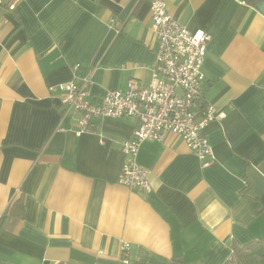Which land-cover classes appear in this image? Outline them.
<instances>
[{"label":"crops","instance_id":"crops-1","mask_svg":"<svg viewBox=\"0 0 264 264\" xmlns=\"http://www.w3.org/2000/svg\"><path fill=\"white\" fill-rule=\"evenodd\" d=\"M210 34L201 98L213 161L174 133L137 155L148 192L119 183L134 118L75 133L59 83L89 79V100L147 84L156 38L149 0L0 2V264H224L233 243L264 239V15L244 0H166Z\"/></svg>","mask_w":264,"mask_h":264},{"label":"built area","instance_id":"built-area-1","mask_svg":"<svg viewBox=\"0 0 264 264\" xmlns=\"http://www.w3.org/2000/svg\"><path fill=\"white\" fill-rule=\"evenodd\" d=\"M3 0H0L2 2ZM14 10L20 0H5ZM151 29L156 38L155 64L147 84L129 78L125 90H108L100 103L89 98V79L57 84L64 115L74 114L75 133L90 131L93 119L134 118L137 125L121 146L124 160L118 181L132 190L148 192V171L137 161L141 143L177 134L203 166L213 161L204 132L212 121L224 117L223 110L200 101L204 81L202 63L210 34L189 30L168 12L166 0H149ZM131 246L123 242L117 264H131ZM92 264H102L95 261Z\"/></svg>","mask_w":264,"mask_h":264},{"label":"trees","instance_id":"trees-1","mask_svg":"<svg viewBox=\"0 0 264 264\" xmlns=\"http://www.w3.org/2000/svg\"><path fill=\"white\" fill-rule=\"evenodd\" d=\"M250 5H254L255 0H244ZM203 105L207 103L202 100ZM224 264H264V239L259 238L244 245L233 243L228 259Z\"/></svg>","mask_w":264,"mask_h":264},{"label":"water","instance_id":"water-1","mask_svg":"<svg viewBox=\"0 0 264 264\" xmlns=\"http://www.w3.org/2000/svg\"><path fill=\"white\" fill-rule=\"evenodd\" d=\"M254 6L259 12H261L264 15V0H255Z\"/></svg>","mask_w":264,"mask_h":264}]
</instances>
